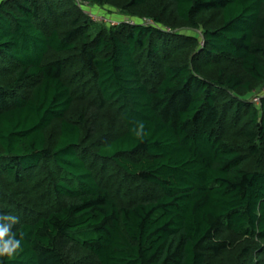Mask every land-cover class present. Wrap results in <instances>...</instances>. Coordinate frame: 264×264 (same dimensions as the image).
<instances>
[{"label": "trees", "instance_id": "1", "mask_svg": "<svg viewBox=\"0 0 264 264\" xmlns=\"http://www.w3.org/2000/svg\"><path fill=\"white\" fill-rule=\"evenodd\" d=\"M262 86L264 0H1L0 264H264Z\"/></svg>", "mask_w": 264, "mask_h": 264}, {"label": "clouds", "instance_id": "2", "mask_svg": "<svg viewBox=\"0 0 264 264\" xmlns=\"http://www.w3.org/2000/svg\"><path fill=\"white\" fill-rule=\"evenodd\" d=\"M144 122H138L134 129L135 135L143 139L144 136ZM19 222V218L14 215H0V257L12 258L21 248V239L17 238L12 228Z\"/></svg>", "mask_w": 264, "mask_h": 264}, {"label": "rangeland", "instance_id": "3", "mask_svg": "<svg viewBox=\"0 0 264 264\" xmlns=\"http://www.w3.org/2000/svg\"><path fill=\"white\" fill-rule=\"evenodd\" d=\"M93 11V10H92ZM95 11V10H94ZM93 11V12H94ZM94 14L95 15H97L99 18L97 19L98 20V22H100V21H102V17H103V15H100V14H98V13H96V11L94 12ZM109 18H107V21H109L108 20ZM111 20V19H110ZM112 20H114V22L116 21V23L118 24L119 23V21L121 20V18H119L118 17V15H114L113 17H112ZM127 20H132V19H127ZM145 20V19H144ZM143 20V21H144ZM133 21H134V19H133ZM143 21H141V22H143ZM182 33L183 34H185V35H199V34H202V31L201 30H190V29H188V28H186L185 30H182ZM257 95H262V96H264V86H262V87H258V89H255V91H253L252 93H250L248 96H247V98L246 99H248V100H251V101H253V99L257 96ZM256 105V104H255ZM256 106H258V105H256ZM81 109H83V110H85V112H88L89 114H96L95 112H94V109H92L91 110V106L89 107V104H88V102L86 103V102H84V103H81V102H79V101H76V103H75V105H74V108H73V112L72 113H74L75 111H78V110H81ZM97 116H94V117H92V119H90L89 121H88V124L90 125V126H92V131H97V130H100V127H101V120H102V118H103V116L101 115V113L99 112L98 114H96ZM52 135H53V137L55 138L56 137V134H55V132H53V130L50 132ZM241 244H242V242L240 243V241H238V242H236L235 243V247H234V249L233 250H236V248H238V247H240L241 246ZM75 253L78 255V250H75ZM79 255H80V253H79ZM91 263L93 264L94 262L93 261H91Z\"/></svg>", "mask_w": 264, "mask_h": 264}, {"label": "built area", "instance_id": "4", "mask_svg": "<svg viewBox=\"0 0 264 264\" xmlns=\"http://www.w3.org/2000/svg\"><path fill=\"white\" fill-rule=\"evenodd\" d=\"M1 1V0H0ZM96 21H98L97 19L99 18L97 15L93 14L92 16ZM97 18V19H96ZM102 21L107 22V23H111L112 25H117L116 21L114 22V20H110L107 21V19H104L103 17L101 18ZM131 24H136L138 22H136L135 20H130L129 21ZM144 25H149V26H154V27H158V25L155 23V21L151 20V19H145L143 22H140ZM203 44V43H202ZM264 98V96L262 95H257L254 99H253V103L256 105H260L261 103V99Z\"/></svg>", "mask_w": 264, "mask_h": 264}]
</instances>
